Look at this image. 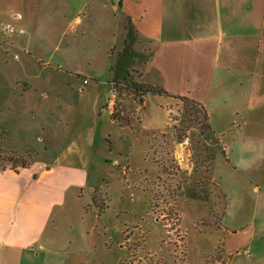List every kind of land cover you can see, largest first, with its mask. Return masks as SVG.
Returning a JSON list of instances; mask_svg holds the SVG:
<instances>
[{"label":"rangeland","instance_id":"1","mask_svg":"<svg viewBox=\"0 0 264 264\" xmlns=\"http://www.w3.org/2000/svg\"><path fill=\"white\" fill-rule=\"evenodd\" d=\"M65 2L71 8L45 5L29 12L28 24L4 22L0 18V24H11L25 31L20 36L0 30V46L5 42L15 46L9 53L0 49V74L19 77L26 74L29 84L14 81L16 88L39 93L48 92L55 80L64 94L62 99L72 105L73 100H83L86 106L92 102L77 93L82 77L90 79L92 85L99 82L108 100L117 98L114 114L116 120L122 121L127 118L124 115L127 109L119 101L130 98L140 105L139 99L124 91L113 98L112 87L136 81L138 71L150 59L148 47L130 34L128 48L117 61L121 35L112 37L107 25L97 23L90 29L83 23L74 32L70 27L78 15L79 4ZM80 17L85 22L86 14L82 12ZM22 62H27L25 70L17 67ZM73 75L77 83L63 82ZM169 106L176 111L181 108L178 102L148 95L145 109L141 108L138 114L144 125L149 126L153 119V130H165L163 134L155 132L145 157L143 126L142 131L139 124L133 126L132 133L136 136L133 138L129 129L121 132L115 126L107 127L108 113H102L100 120L86 121L84 128L78 124L76 130L69 131L72 141H76L69 153L73 155L75 151L77 157L79 154L82 157L61 163L85 169L88 187L68 193L66 205L52 218L45 235L46 248L39 252L35 264H263L249 251L251 236L258 239L264 236L262 170L252 175L240 168L226 173L223 156L218 153L217 173L212 174L210 156L214 147L202 140L198 125L201 118L189 110L187 119L191 121L176 129L169 127L165 109ZM65 132L68 129L62 126L59 137L65 138ZM129 138L132 154L122 158L117 149L121 144L129 147ZM95 139L93 155L83 158ZM102 143L109 147L108 154L99 149ZM49 148L51 153V145ZM67 148L68 144L62 145V149ZM52 155L41 150L39 160L47 161ZM165 158L170 161L169 175L164 166L155 163ZM215 184L220 186L221 194ZM170 186L174 194L172 202L166 193ZM180 188L188 195L185 200L180 199Z\"/></svg>","mask_w":264,"mask_h":264},{"label":"crops","instance_id":"2","mask_svg":"<svg viewBox=\"0 0 264 264\" xmlns=\"http://www.w3.org/2000/svg\"><path fill=\"white\" fill-rule=\"evenodd\" d=\"M66 1L79 4L78 15L70 27L74 32L83 23L88 29L97 23L107 25L112 37L121 35L117 61L128 48L130 34L148 47L150 59L133 83L162 89L203 107L216 140L215 143L202 139L214 147L212 174L217 173L215 165L221 153L226 173L240 168L252 175L261 169L264 175V0ZM45 5L71 8L65 0H0V18L4 22L28 24L27 14ZM82 12L86 14L85 22L80 17ZM15 14L22 19H12ZM14 47L5 42L0 49L9 53ZM26 65L27 62H22L17 67L25 70ZM72 77L63 82L75 83L77 80ZM82 78L77 93L92 100L89 106L83 100H73L75 105L63 100L64 94L55 80L48 92L39 93L16 88L14 81L27 84L26 74L21 77L0 74V161H7L11 153L32 161L30 167L18 172L7 162L3 164L5 169L0 165V264H35L39 252L46 248L45 235L52 218L66 205L68 193L88 187L85 169L61 163L82 157V154L77 157L75 151L73 155L69 153L76 143L69 136L70 130H76L78 124L84 128L86 121L100 120L102 113L110 117L105 120L107 127L115 126L121 132L129 129L133 138L136 137L133 126L139 124L147 145L143 157L155 132H165L151 128L153 119L149 126L139 121L138 114L141 108L145 109L148 95L140 105L130 98L120 100L127 109L124 110L127 118L119 121L113 119L117 98L108 100L101 83L92 85L90 79ZM67 93L70 95L71 91ZM62 126L68 129L65 138L59 137ZM130 140L129 147L121 144L117 149L120 157L132 154ZM96 141H92L83 158L93 155ZM64 144H68L67 150L62 149ZM99 146L107 154L110 151L105 143ZM41 150L53 154L52 159L39 160ZM35 155L37 158L33 159ZM214 186L221 194L220 186ZM168 188L166 193L172 202L173 187ZM180 194V199L185 200L183 188ZM254 238L251 236L249 251L264 264V236Z\"/></svg>","mask_w":264,"mask_h":264},{"label":"trees","instance_id":"3","mask_svg":"<svg viewBox=\"0 0 264 264\" xmlns=\"http://www.w3.org/2000/svg\"><path fill=\"white\" fill-rule=\"evenodd\" d=\"M122 91H124L126 94L130 95L131 97H134L135 99H139L140 104L142 103L143 98L149 94L165 97L167 99H170L171 101L180 103L181 104V108H179L180 110L176 111L175 108H172L171 106L165 108L169 114L168 117L170 123L169 127H174L176 129L179 125H183V124L185 125L186 124L185 121H191L190 118L187 119L188 117L187 113H189L190 110L194 113V116L196 117L199 116L202 120L201 124H198L201 126V132H202L201 136L203 137L202 139L206 142L212 140L216 143L206 111L203 109V107L196 104L195 102H192L185 97H178L171 95L159 88L140 85L136 83L128 84L127 87ZM113 119H116L115 114H113ZM180 140L182 141L183 137H181ZM214 156L215 154L213 149V152L211 153L210 156L211 161L214 159ZM6 162L11 166V169L14 170L15 172H18V170L20 169H26L31 165L30 161H26L24 158L18 157L12 153L8 155L7 161H0V165L3 169H5L3 164ZM155 163L160 164V166H164L165 173L168 175L170 174V167H169L170 161L167 158H165V160H161V162L155 161ZM182 195L188 197L186 192Z\"/></svg>","mask_w":264,"mask_h":264},{"label":"built area","instance_id":"4","mask_svg":"<svg viewBox=\"0 0 264 264\" xmlns=\"http://www.w3.org/2000/svg\"><path fill=\"white\" fill-rule=\"evenodd\" d=\"M12 19L21 20L22 16L19 15V14H15V15L12 16ZM0 30L3 33H6V34H17V35H20V36L25 35V31L23 29L18 28V27H14L11 24H0ZM126 87H127V85L113 86L112 87L113 98H116L120 94V92L123 89H125Z\"/></svg>","mask_w":264,"mask_h":264}]
</instances>
